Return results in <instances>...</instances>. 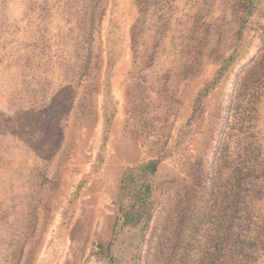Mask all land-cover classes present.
<instances>
[{
  "label": "rangeland",
  "instance_id": "374dc122",
  "mask_svg": "<svg viewBox=\"0 0 264 264\" xmlns=\"http://www.w3.org/2000/svg\"><path fill=\"white\" fill-rule=\"evenodd\" d=\"M96 1L0 0V264H109L107 247L117 230L124 174L156 157L159 149L170 148V141L158 140V128L171 122V131H177L185 123L193 96L212 78L236 30L230 6L234 0H217L200 23L207 28L206 40L197 47L199 62L186 79L182 70L189 55L187 24L202 0L161 2L136 53L130 38L137 13L132 0H101L105 10L99 23L93 18ZM260 11L242 35L244 50L204 99V116L195 120L182 145L151 177L159 218L155 226L145 241L138 235L130 239L126 229L117 235L111 253L119 264H177L169 261L166 248L176 223L177 200L189 181V164L203 157L206 166L213 159L210 136L220 121L214 127V108L230 97L238 75L259 53L264 7ZM110 17L117 20L123 53L106 94L105 33ZM217 56L221 59L216 62ZM92 60L100 70L90 90L84 77L93 73ZM87 61L92 73L79 78L85 65L89 72ZM172 95L173 124L163 121L173 105ZM105 101L115 107V114L104 140ZM257 116L255 132L264 150V95L257 102ZM206 230L193 243L189 258L195 261V248L202 251L206 245Z\"/></svg>",
  "mask_w": 264,
  "mask_h": 264
},
{
  "label": "trees",
  "instance_id": "16d2710c",
  "mask_svg": "<svg viewBox=\"0 0 264 264\" xmlns=\"http://www.w3.org/2000/svg\"><path fill=\"white\" fill-rule=\"evenodd\" d=\"M163 1L165 2V0H132L131 6L137 9L130 27L131 46L135 53L138 45L142 44L141 39L146 37L150 18L156 15ZM216 1L202 0L201 8L194 15L192 23L187 24L189 35L186 37L189 38V42L185 43L188 48L185 53L189 55L182 70L186 79L196 69V62H199L201 50H197V47H202L206 40L207 28L200 23H204ZM96 2L97 14L93 15V18L99 23L105 7L101 0ZM226 3H229V0H226ZM116 6V2H113V8ZM230 6L231 18L236 24V30L232 35L233 39L223 52L222 59L221 56L216 57V62L220 59L221 61L212 78L206 81L204 88L193 96L190 115L177 131L174 130L175 133L171 131V122L168 126L164 123L158 128L160 132V136L157 135L158 140L163 143L170 141V148L159 149L156 157L130 167L124 174L120 188L119 217L115 224L117 230L107 247L106 257L109 264L120 263L111 253L112 248L116 246L114 242L118 239V234L121 235L126 229L130 232V239L138 235L139 241H145V236L155 226L152 224L159 218L155 214L156 205L152 196L154 187L151 177L157 174L160 164L182 145L188 133L196 125L195 120L204 116L206 112L203 108L204 99L219 86L231 65L244 50L242 35L247 30L250 19L261 12L264 0H234ZM109 22L111 24L105 33L107 59L103 73L106 94L109 93L112 69L123 53L122 37L116 35L117 20L110 17ZM178 36L182 37V35ZM221 37L222 33L217 32V38ZM194 39L199 45L191 44ZM259 41H261L259 53L238 75L230 97H227L223 105L219 104L214 108L213 119H216L214 127L217 120L220 121L219 126L214 129L216 134L210 136V145L213 147L212 161L204 166L203 157H200L189 164L190 172L187 175L189 181L177 200L179 202L175 208L176 223L172 227V238L166 247L170 252L167 255L169 261H175L177 264H264V150L260 145L258 133L255 132L258 127L257 102L260 96L264 95V25L259 30ZM148 53L151 55V50H148ZM139 56L135 55L136 58ZM92 61H95L91 67L93 73L89 71L91 61H87L89 72H85V65L83 73L79 74V78H82L85 74L92 73L91 76L84 77L86 82L88 81L90 90L94 89L92 81L96 79L100 70L96 60ZM141 66L147 67L148 63L141 62ZM90 77L91 81L88 79ZM169 101L173 105L166 109L164 122L171 120L170 112L176 109L174 95ZM109 104L112 106L111 100ZM101 111L105 140L107 128L115 114V107L111 108L105 101ZM83 182L81 181L79 185L81 186ZM77 195V192L73 195L72 202L76 200ZM204 227L210 231L206 230L208 233L205 231L207 239L202 251L195 248L194 256H198V260L195 261L189 258V255L194 249L193 243L199 240L198 234ZM130 253L134 254L133 250ZM138 257L134 256L137 260ZM146 264H150V260H147Z\"/></svg>",
  "mask_w": 264,
  "mask_h": 264
}]
</instances>
